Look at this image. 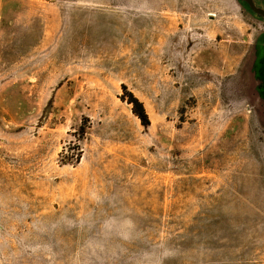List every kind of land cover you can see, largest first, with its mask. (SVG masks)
I'll return each instance as SVG.
<instances>
[{
	"label": "rangeland",
	"instance_id": "rangeland-1",
	"mask_svg": "<svg viewBox=\"0 0 264 264\" xmlns=\"http://www.w3.org/2000/svg\"><path fill=\"white\" fill-rule=\"evenodd\" d=\"M244 2L0 0V264H264Z\"/></svg>",
	"mask_w": 264,
	"mask_h": 264
},
{
	"label": "flooded vegetation",
	"instance_id": "flooded-vegetation-1",
	"mask_svg": "<svg viewBox=\"0 0 264 264\" xmlns=\"http://www.w3.org/2000/svg\"><path fill=\"white\" fill-rule=\"evenodd\" d=\"M245 2L243 3L244 6L247 8L246 10L252 15V16H258L259 18H262L264 20V6L260 5V4H256L255 0H244ZM246 4V5H245ZM248 6V7H247ZM264 23V22H263ZM262 48L259 52L260 55L259 57L262 58L259 59L257 61L258 63V67H259V80H260V85H262V87H260V90L264 91V79L262 80V76L264 77V28L262 30V32L259 34L258 38H257V43H256V47Z\"/></svg>",
	"mask_w": 264,
	"mask_h": 264
},
{
	"label": "trees",
	"instance_id": "trees-1",
	"mask_svg": "<svg viewBox=\"0 0 264 264\" xmlns=\"http://www.w3.org/2000/svg\"><path fill=\"white\" fill-rule=\"evenodd\" d=\"M128 95H129L128 102L133 105L132 110L135 116H137L140 119L143 125H149L150 124L149 116L148 113L146 112L143 103L140 102V100L136 98L132 93L128 92Z\"/></svg>",
	"mask_w": 264,
	"mask_h": 264
},
{
	"label": "water",
	"instance_id": "water-1",
	"mask_svg": "<svg viewBox=\"0 0 264 264\" xmlns=\"http://www.w3.org/2000/svg\"><path fill=\"white\" fill-rule=\"evenodd\" d=\"M247 1H249V2H250V0H247Z\"/></svg>",
	"mask_w": 264,
	"mask_h": 264
}]
</instances>
